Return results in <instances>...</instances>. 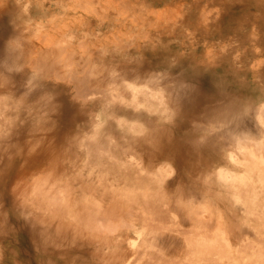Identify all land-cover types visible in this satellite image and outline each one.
<instances>
[{
    "label": "rangeland",
    "instance_id": "rangeland-1",
    "mask_svg": "<svg viewBox=\"0 0 264 264\" xmlns=\"http://www.w3.org/2000/svg\"><path fill=\"white\" fill-rule=\"evenodd\" d=\"M6 1L0 0V5L5 4ZM27 1L30 5V19L26 20L27 13L15 8V23L21 24L25 28L29 26L26 29L33 30L34 36L30 42L35 45V49H46L57 45V55L61 62H64L66 58L71 62L75 58L80 59L79 55L86 56L85 54H88L98 63L107 61L113 65L119 64L120 70L118 72L121 75L118 73L119 79L112 83L114 88L108 98L112 101L115 111L108 116L102 108H99L102 106L100 104L102 102L101 95H92L83 101V99L74 96V91L70 88L71 85H67L64 80L56 76L36 78L28 74H13L12 70L6 76L0 72V109H6L5 115H1L0 111V261H2L0 264H6L4 262L5 257H2L5 252H8L20 264H39L37 258L42 264H54V260L43 257L42 249L29 244L28 235H25L24 231L28 230L29 227L33 229L35 226L31 222H24L23 215L19 213L14 197L9 192L14 182L20 178L30 179L32 172H36L42 177L49 176L48 173L50 172L57 173V163L54 167L52 161H49L48 155L52 150L57 151V153L65 151L64 141L61 143L63 140L61 135L64 137L65 133L68 134L66 139L71 135L88 136L91 133V120L97 121L98 118L107 121L108 125L107 130L101 133L106 135L102 149L106 152L110 149L112 156L106 153L105 159L107 162L112 159L119 160L124 163L125 172H134V175L129 174L131 178H128V181L122 183L123 188H138L140 184L142 186L146 182L147 178L145 179V177L150 178L151 173H157L156 171L160 169V172H163V174L160 173L162 182L158 184L160 189H157L159 186L154 184L153 180H150L148 182L153 184H150V189L145 192L148 194L153 192L155 195L157 193L158 195L154 196V199L156 197L160 199L167 194L166 198L163 197L164 200L168 198L166 201L161 199L164 203L168 202L164 205L162 203L166 207L158 204L160 200L155 202V205H158L155 209H152L155 206L154 203L149 204L150 207L146 208L147 212L142 214L145 219L148 218L146 220L143 219L140 212L136 214L132 212L131 219H133L135 227L127 232L128 236L135 237L137 236L135 231H141L142 235L139 237L138 245L141 242L142 247L156 246L151 247L156 248L155 250L152 249L156 251L155 257H161V259L163 257L164 260L166 258L172 264H176L178 260L183 262L185 245L181 237L183 235L180 233V236L177 232H186L189 229V223L182 216L183 213L181 214L176 209L172 198L168 196H171L170 193L176 186L184 183L187 179L183 182L177 180L175 178L177 170L167 161L155 164L147 162L142 152L135 146V140L146 136L149 123L162 128L174 125L181 114L182 100L189 93L193 97L200 95L201 88H203L204 95L213 91L218 92L220 96L232 95L233 103L231 106L235 107L238 103L242 106L239 107L232 128L238 131H247L254 137L258 136L259 126L254 112L264 102V2L262 0H168L147 7L143 11L141 8L144 5L136 0L126 2L124 6L120 5L121 0H98V2L97 0H57V8L53 7L42 16L38 10L40 6H49V0H20L17 7L26 5ZM10 3L13 6V0ZM78 3L84 4L88 8H82V10L78 8L77 16L81 17H71L69 14H72L73 7H76ZM105 5L111 7L110 14L107 19H101L102 8ZM63 8L69 14L63 12ZM53 11L56 12L54 15ZM114 11L119 13L116 17L112 14ZM147 13H153V15L150 14L151 20L145 19ZM88 22L89 25L83 26ZM101 24L104 25L96 30L97 26ZM7 28L8 37L10 36L8 35L9 31L11 34L14 29L18 30V26L14 27L9 22ZM82 32H87V36H83ZM118 43L124 46L122 53L114 54L107 49H105L106 52L103 51L105 46L113 47ZM12 45L15 47L17 41L14 40ZM183 67L189 70L190 77L188 79L181 78L184 75L182 72L180 76L174 75L178 69ZM18 71L20 70L16 69L15 73ZM204 75H212L215 79L221 80L222 84L218 83L216 87L213 82L193 81L194 79L201 80ZM138 87L144 88V92L153 96L147 97L138 94L139 102L142 101L144 104L134 106L132 88ZM235 98H239L240 101ZM90 99H96L94 102L98 101L96 104L98 108ZM84 105L88 107L86 110L85 108L82 109ZM214 115L216 119V114ZM133 116L138 118L134 119ZM246 117L251 122L250 124L241 123ZM32 135L34 137L40 135L38 139L47 141L49 145L46 144L45 152L40 159H37L39 162L37 161L36 164L30 166H21L22 156L20 155L18 158L15 154L20 146L22 150L25 148L28 136L30 139H34ZM128 136H131L132 140H129ZM57 137L60 140H57ZM68 141L69 139L66 144L70 147ZM220 143H222V150H219L221 155L219 154V157L216 158L215 167L232 168L236 172H241L239 166L232 167L222 155V152H225V155L229 151L236 152L230 140L224 139ZM81 152L80 163H77L81 165L75 167L76 169L74 167L66 168L59 175L61 182H58L66 190H69L70 186L73 190L75 189L76 194L68 192L70 201L73 200L72 197L76 201L74 203L75 210L86 207L85 202L92 198L94 203L99 204L100 207L102 202L100 203L98 200L103 198L100 197L99 199L98 196H104L97 194V199L91 193L92 185L95 183H90L89 180L87 182V179H84L91 169L83 160L86 151ZM77 169L81 170L78 172ZM82 171L85 174H82ZM99 171L100 169L97 167L91 171L94 173L95 179ZM135 171L137 175H135ZM80 172L83 179L77 178ZM71 176H73L74 181ZM55 178L58 180L57 175ZM108 184L110 185V183ZM162 190L167 192L164 193ZM159 192H162L163 195H159ZM86 193L91 196V198L89 197L90 200L86 199L88 197ZM106 195L103 200L109 199L111 201L115 198ZM159 196L161 197L159 198ZM116 199L120 200L115 198L114 201ZM224 199L225 202L221 201L217 204L213 201L216 204L212 203L217 207L222 216L223 224L226 225L225 223L229 222L231 217L234 218V214L242 215L244 213L239 205L228 201L225 196ZM151 201L153 202V200ZM76 203H81L79 205H83V208H79L81 206ZM103 203L107 204V201ZM75 205L78 208H75ZM164 209L167 213H164L166 212ZM85 211L81 213L90 216L92 211L90 209L88 211V208ZM151 212L156 214L158 212L159 215L154 213L153 215L157 216L154 218ZM91 214L93 216V212ZM137 214L139 215L137 216ZM160 216L165 220L163 223L159 222L163 221ZM150 217L155 220L152 221ZM4 218L11 221L7 227H3L1 224ZM255 219L253 217L247 219L252 224H245L239 228L241 230L240 236L238 234L233 235L232 240L238 251H242L245 245L252 244L251 246H253L255 245L253 243L258 241L257 239H262L258 237L257 229L260 227L256 228L254 225ZM143 220L153 222L155 227L157 223L160 225L155 230V227L154 229L151 228L153 227L152 223L145 225ZM172 222L178 223V226ZM179 226L182 230H174L176 227L179 229ZM171 227L172 231H169ZM144 228L148 231L144 232ZM153 233H156L155 236ZM114 234L116 236V233ZM114 234L108 236L112 237ZM152 237L159 242L154 241ZM15 238H19L21 241H16ZM167 240L169 241L167 242ZM124 245L126 244L123 243ZM27 246L42 251H35L37 258L32 257ZM89 246L91 245L86 247L89 248ZM157 249H159L158 252ZM141 252L139 249L134 258L142 257ZM160 252H165L166 256L164 257ZM91 261L88 257L78 264L93 263Z\"/></svg>",
    "mask_w": 264,
    "mask_h": 264
},
{
    "label": "bare ground",
    "instance_id": "bare-ground-1",
    "mask_svg": "<svg viewBox=\"0 0 264 264\" xmlns=\"http://www.w3.org/2000/svg\"><path fill=\"white\" fill-rule=\"evenodd\" d=\"M11 1L12 0H7L5 4L0 5V72L6 76H8V72H11V70L13 74H28L29 76L36 78L56 76L61 80H64L67 85H71L70 88L73 89L74 96L83 99V101H86L89 96L101 95L102 102L100 104H102V106H99V108H102L104 113L108 116L112 115L115 109L112 101L109 100L108 97H110L112 93L111 90L114 88L112 83H114L116 79H119V75H121L118 72L120 70L119 64L113 65L107 61L98 63L88 54H85L86 56L79 55L80 59L75 58L71 62L68 58H66L64 62H61L57 55V45L46 49H35V45L30 42L32 36H34L33 30H27L26 28L29 26H26L25 28V26L15 23V8L27 13L26 20L30 19L31 13L29 12V2L27 1L26 5L17 7L19 3L18 1L20 0H13V6L10 3ZM130 1L131 0H121L120 5L124 6L126 5V2ZM136 1H140V3L144 5L141 9L145 11L147 7L161 4L168 0ZM49 2V6L47 7L45 5L40 6L38 12L42 16L53 7L57 8V0H49ZM262 2H264V0H262ZM78 8L82 10V8L86 9L88 7L84 4L78 3L76 7H73L72 14H69L64 8L63 12H68L71 17H75L77 16ZM110 8L109 5L103 6V11L100 15L101 19H107L109 17ZM139 11L143 13L141 10ZM55 13L56 12L53 11V15ZM112 14L116 17L119 13L114 11ZM150 14L153 15V13ZM150 14L147 13V18L145 19L151 20L152 17ZM8 22L12 23L14 27L18 26V30L16 29L17 31L14 28L12 31L13 33L10 34L11 31H9L8 35H10V38L7 36ZM135 22L137 21L135 20ZM87 25H89V22L85 23L83 26ZM103 25L104 24L97 26L96 30L100 29L99 27H102ZM12 34L14 35L11 36ZM81 34L87 36V32H82ZM14 40L17 41L15 47L12 45ZM105 49L114 54H119L123 52L124 46H122L121 43H118L113 47L105 46L103 49L104 52H106ZM16 69L20 71L15 73ZM182 69L189 73V70L185 67ZM182 74H184V72H182ZM193 81L207 83L213 82L216 87L218 86V83L222 84L221 80L215 79L212 75H204L201 80L194 79ZM138 94L147 97L153 96L152 94L144 92V88H132V95L134 97L132 103L134 106L144 104L142 101L139 102L137 97ZM235 99L240 101L239 98ZM94 100L96 99H90V101H93V104L96 106L98 101L94 102ZM145 100L147 99L145 98ZM232 103L216 111L214 113L216 114V119L213 114L211 117H202L200 120L194 119L192 122L190 134L193 137V142L196 147L210 148L213 151H211L210 156L206 160L202 161L191 173H189L187 180L176 186L171 191V196H168L172 198L176 209L179 210L181 214L183 213L182 216L185 217L189 223V229L186 232L184 231L185 233L183 231L177 232L179 235L180 233L183 235L180 236L183 238L182 240L185 245V250L183 252V258L185 259L183 262L178 260L176 264H264V102H262L254 112L256 122L259 126V134L256 137L248 134L247 131H238L235 130V128H232V124L235 123L234 121L237 116V112H232ZM237 106L242 107L240 103H238ZM96 107L98 108V106ZM84 108L86 110L88 107L84 105L82 109ZM1 109V115H5L6 109ZM106 122L107 121H102L99 118L97 121L92 119L91 133L84 137L71 135L72 137L69 136L66 139L68 134L66 135L63 131L65 136L63 137V135H61L63 138L61 143L64 141L63 144H65L66 147L65 151L57 153V151L52 150L48 155L49 161H52L54 167L56 165L55 163H57V173L50 172L48 173L50 174L49 176L42 177L41 175H38V173L32 172L30 179L20 178L12 184L9 193L13 195L19 213L23 215L24 222H31V224L35 226L33 229L32 227H29L28 230L24 231V234L28 235L29 244L42 249L44 252L43 257L54 260V264H78L88 257L93 263H83L172 264L170 263L171 261L166 260V258L164 260L163 257L162 259L161 257H155L156 255L154 253H156V251L153 250L156 248H153L156 246L153 247L152 245H147L148 247H142L140 245L141 242H139L138 245L139 237L142 235L141 231L137 232L134 230L136 233L135 235H137L135 237L131 235L128 236L127 233L135 227V223L133 222V219H131L133 213L136 214L137 212H140V215L145 219L142 214L145 211L147 212L146 208L150 207L149 204L154 203L155 205V202H158L159 200L158 204L160 203V205H162V203L163 205L168 203L161 201V199L164 200L163 197L166 198L167 194L165 196L162 192H159V195H163V197L159 196V198L161 197L160 199L156 197V199H158L156 200L153 198L158 195L156 192V195L153 194V192L149 194L145 192L150 189V184H153L154 182V184L157 185L161 184V174H163V172H160V169L156 171L157 173H151L150 178L145 177V179L147 178L146 182H144L142 186L140 184L138 188H123L122 183L128 181V178H131L129 177V174L134 175V172H125L123 169L125 165L119 160L112 159L107 162L105 159L106 153L108 155L110 154L109 156H112L110 149L108 152L102 149L106 135L101 133L107 130L108 125ZM32 137L34 139H30V136H28V139H26L25 142V148L22 150V147L20 146L15 154L18 158L20 155L22 156L21 166H30L36 164L37 161L39 162L37 159H40L45 152L47 145H49L47 144V141L44 142L42 139H38L40 138V135L39 137H34V135H32ZM58 137L57 140H60ZM223 137L228 141L230 140L235 147L236 152L229 151L226 155L225 152H222V155L225 156L227 162L231 164L232 167L239 166L241 172H236L232 168L215 167V160L219 157V154L221 155L219 150H222V143H220V141L224 140ZM68 139V145L70 143V147L66 144ZM81 151H86V156L83 160H85L84 163L90 166L91 171L96 167L100 169L98 175H96V179L95 175H93L94 173L91 171H89L87 177L84 178L87 179V182L89 180L90 183H95V185H92L91 193L95 195L96 198L98 196L97 194H103V197L98 196L99 199L100 197L104 199L106 194L110 195L111 198L115 197L120 199H116V201H114L115 198L111 201L109 199H101L102 201L98 200L100 203L102 202L100 207L103 206V210V207L100 208L98 206L99 204L94 203L93 198L91 200L89 199L91 196L88 195V193H86L88 196L86 199L90 201L85 202L86 207L83 208V205H79L81 203H76L78 206H81L79 208L83 209H79L80 211L78 209L75 210L74 203L76 201H74L73 197V200L70 201L68 195L69 191L72 194H76L75 189L73 190L70 186L71 189L69 188V190H66L58 184V182H61L59 175L66 168L74 167V169H76L75 167L81 165L77 164L80 163V157H82ZM83 173L84 172L82 171V174ZM54 174L57 175L58 180H56ZM138 174L141 175L139 172ZM135 175H137L136 171ZM71 177L73 179V176ZM77 178L83 179L81 172ZM150 180H153V183L148 182ZM66 183H68V181H66ZM108 183H110V185ZM158 186L159 188L157 187V189H160V185ZM162 191L164 192V190ZM224 196L228 201L235 205H239L244 213L242 215L234 214V218L231 217L230 221L225 223L226 225L223 224V220L221 219L222 216L218 212L217 207H215L216 203L218 204L221 201H226ZM142 197H144V199H142ZM151 200H153V202ZM104 201H107V204L105 203L106 206H104ZM77 205H75V208H78L76 207ZM157 206L158 205H155L154 207L152 206V209H155ZM163 207H166V205ZM87 208L88 211L90 209L93 212V216L91 214L92 212L90 214L88 213L90 216L87 214L85 216V210ZM99 208L101 209L100 211ZM159 208L157 209L159 210ZM82 211H85V213H81ZM158 212L157 214L154 213L159 215ZM154 213L151 212L152 216L155 218L157 216H154ZM164 213H167V211ZM83 215L85 217H82ZM138 215L139 214H137V216ZM95 217L97 218L94 219ZM251 217L256 218L254 225L256 228L260 227L257 229V234L258 237H261L262 239H257L258 241L253 243L255 244L253 246H251L252 244L248 245V243V246L245 245V247L242 248V251H238L232 240L233 235L238 234V236H240L241 230L239 228L245 224H252L250 221H247V219ZM152 218V221L155 220ZM148 221H146L147 223L144 221V224L147 225L152 223L153 227L151 228L154 229L155 224L153 225V222L150 223V221L148 223ZM156 221L158 222V219H156ZM164 221L165 220L159 222L163 223ZM10 223L11 221L8 218H4L1 222L3 227L9 226ZM158 223L155 230L157 226L160 225ZM172 223L175 224V222ZM176 225L178 226V223L175 224V226ZM146 228H144V232L146 231ZM178 228L179 229H177V227L176 229H173L176 231L181 229L180 226ZM152 229L150 230L152 231ZM169 231H172V227ZM114 233H116V236ZM110 234L114 235L110 237L108 236ZM155 234L153 233V236H155ZM15 239L16 241H21L19 238ZM157 241L159 242V240ZM168 241L169 240H167V242ZM123 243L126 244L124 245L125 247L123 246ZM87 245L91 246L87 248ZM27 249L32 257H36L35 251L40 250H35L30 247ZM81 249L83 251H80ZM139 249L142 251L140 254L142 257L136 259L134 257ZM158 251L159 249H157V252ZM160 253H162L164 257L166 256L164 254L165 252ZM2 257H5L4 262L6 264H20L16 262L8 252H5V255H2ZM82 257H84V259H81ZM37 260L39 261V264H42L38 258ZM76 261L77 263H75Z\"/></svg>",
    "mask_w": 264,
    "mask_h": 264
},
{
    "label": "clouds",
    "instance_id": "clouds-1",
    "mask_svg": "<svg viewBox=\"0 0 264 264\" xmlns=\"http://www.w3.org/2000/svg\"><path fill=\"white\" fill-rule=\"evenodd\" d=\"M184 72L182 79H188L190 73L183 69H178L174 75L180 76ZM232 95L220 96L218 92L203 94L201 88L200 95L193 97L191 93L181 102V114L174 125L170 127H159L156 124H148V133L145 137L135 140V146L142 152L145 160L149 163H160L167 161L177 170L175 178L181 182L188 178L202 161L206 160L211 151L210 148H197L190 134L194 119L211 117L216 111L232 103ZM239 107L235 106L232 112H238ZM132 118H138L133 116ZM242 124H250L246 117ZM117 135H120L117 133ZM132 140L131 136H128Z\"/></svg>",
    "mask_w": 264,
    "mask_h": 264
}]
</instances>
